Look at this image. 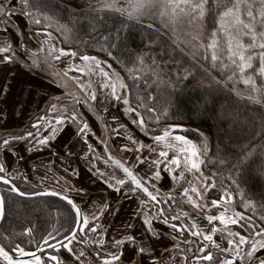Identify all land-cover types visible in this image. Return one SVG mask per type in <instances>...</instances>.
Returning <instances> with one entry per match:
<instances>
[{"label": "snow or ice", "instance_id": "obj_1", "mask_svg": "<svg viewBox=\"0 0 264 264\" xmlns=\"http://www.w3.org/2000/svg\"><path fill=\"white\" fill-rule=\"evenodd\" d=\"M213 7L216 9V27L211 31L208 42L203 41L202 33L197 30L188 34L190 40L181 43L186 47L190 45L187 54L213 83L228 89L246 105L264 110V0H211V4L210 0H89L86 11H73L69 23L64 24L50 12L43 0H0V32L5 35L15 34L16 37L15 47L10 39L0 45V54H3L0 55V67L20 66L28 70L38 68L47 62V57L42 60L39 55L46 50L54 62H61L62 57L67 58L69 63L61 71L53 73L54 77L59 78L57 83L63 77H68L70 72L89 77L99 75L102 80L98 88H93L91 79L81 82L77 75L70 78L85 92L88 100L102 103L97 94L100 91L110 104H122L123 112L130 117L131 124L137 126L143 136L151 141L146 143L127 136L132 147L127 144L121 146L122 151L140 153L135 159L137 164L148 166L144 176H139L132 167L111 155L105 163L111 161L115 164L122 170L123 177L114 171H102L88 156L93 151L92 144L88 143L92 129L86 120L79 118L80 114L75 110V104L81 103L77 96L72 97L74 104L71 109L50 102L46 114L32 125L35 131L18 135L7 133L0 138V151L19 160L23 157L15 149V143L25 142L28 145L25 151L29 153L51 149L58 132L65 127L75 126V135L87 149L83 152V158L92 165L88 171L102 178L103 183L114 192L125 195V198H129L127 194L130 192L139 200L140 207L133 215L135 218L142 216L141 225L144 228L142 235L126 231L118 238L110 237L101 219L105 214L114 216L118 208L113 209L108 201H103L99 206L93 202V211H83L66 192H57L47 187L43 191H36V185L31 183L27 174L18 173L16 169L10 170L7 162L0 159V183L8 186L9 193L22 198L49 195L60 197L70 206L72 215L67 228L63 224L59 227L53 225L51 231L45 230L39 238L34 226L25 227L20 233H0L9 244V247L0 244V264H66L61 250L69 254L67 260L71 264H122L126 246L132 253L127 264H168L156 252L155 244L150 243L165 237L171 245L162 246L171 264H264V196L256 201L241 189L239 179L253 165L257 166L259 175L264 177V152L257 153L255 145H251L246 146L245 151L234 161L227 159L219 147L215 156L211 155L209 140L204 132L186 128L181 123H167L173 112L179 111V105L183 102L181 96L184 83L193 72L187 67H181V61L171 58L164 60L163 57L169 55L165 48H161L158 54L138 52L129 56L127 61H121L113 51L126 45L127 37L121 33H126L136 23L143 25V21L156 16L164 27L175 25L182 17H187L189 22H201ZM15 16L23 17L29 26L28 31L40 38L37 40L38 47L30 48L29 41L19 38L24 32L14 22ZM114 17L119 18L120 26L107 36L101 35L93 43L107 57L124 66L127 78L114 69L107 71L106 68L112 69V64L96 55L72 48H58L56 37L50 30L55 24V31L62 36L63 43H79L78 22L82 21L95 32L105 27ZM115 23L113 20V25ZM143 26L149 33L156 32L152 23ZM172 31L175 33L174 27ZM148 40V47L157 45L151 35ZM83 44L87 47V42ZM201 48L204 50L202 55ZM173 64L176 67L165 72ZM52 66L49 63V67ZM212 71H218L221 78L213 76ZM5 79L7 81V77ZM241 84L243 89L237 87ZM63 86L68 87L67 81H63ZM12 88V83L0 84V95L3 96L0 103L9 100ZM103 89L108 91L104 93L101 91ZM164 92L168 100L161 109L157 106L156 96ZM36 95L38 93L30 86L19 84L12 96L15 106L13 110L16 107L23 110ZM55 99L59 101L60 98ZM88 100L83 103L87 104ZM104 111H108L107 107ZM5 116L4 109H0V119ZM119 127L124 128L125 125L120 124ZM40 129L45 130L43 134ZM112 130L115 132V129ZM193 131L198 133V140L181 134ZM256 136L264 137V122ZM145 149L147 155L143 154ZM209 164L219 167L206 174L205 169ZM225 165L227 176L221 171ZM72 171L78 175L74 169ZM164 178L169 180V189L161 195V188L156 182ZM17 179H21L32 190L21 189L15 183ZM224 180L230 181V184L225 185ZM138 191L147 199L136 196ZM234 192L239 194L238 204ZM177 194L180 199H177ZM5 204V196L0 194V221L6 219ZM184 204L190 205L195 214L185 211L182 207ZM238 206L243 211H238ZM157 223L162 227L158 228ZM133 228L132 223L127 225V229ZM16 236L22 239L16 242Z\"/></svg>", "mask_w": 264, "mask_h": 264}, {"label": "trees", "instance_id": "obj_2", "mask_svg": "<svg viewBox=\"0 0 264 264\" xmlns=\"http://www.w3.org/2000/svg\"><path fill=\"white\" fill-rule=\"evenodd\" d=\"M88 2L89 0H43V3L48 5L50 12L59 19L61 24L69 23V17L73 11H86ZM113 20L116 21L115 25H113ZM149 23L153 24L156 30L155 33L147 32L143 26ZM143 25L136 23L126 33H121V35L127 37L126 45H121V49L113 50L121 61H127L129 56H134L138 52L158 54L161 48H165L169 55H165L164 60L171 58L181 61V67H187L193 72V75L184 83V91L181 96L183 102L179 105V111H174L167 123H181L186 128L199 129L204 132L209 140L210 154L213 156L216 154L217 147L220 148L227 159L232 161L245 151L246 146L255 145L257 153L264 152V137L256 136L261 123L264 122V119H262L264 118V110L246 105L244 102L239 101L228 89L213 83L187 54L190 51V45L186 47L184 43H181V41L190 40L191 37L188 34L197 30L202 33L201 38L207 43L211 31L216 27V9L213 7L201 22H189L187 17H182L178 19L175 25L164 27L160 18L156 16L154 19L143 21ZM119 26V18L116 17L109 20L105 27L98 28L95 32L82 21L78 22L79 32L77 35L79 43L76 41L63 43L62 36L55 31V24L50 30L53 31V36L56 37L61 47L87 52L98 56L100 59H105L112 64V67L121 76L127 78L124 66L107 57L105 53L99 51L98 45L93 43L101 35L107 36L109 32H114V28ZM173 27L175 33L172 31ZM149 35L157 41L156 46L148 47ZM83 42H87V47H84ZM203 51V48H201V55ZM201 63H204V61L201 60ZM207 66L205 63V67ZM174 67L176 65H169L165 72H169L170 68ZM212 75L218 79L221 78L218 71H212ZM127 82L131 83L130 81ZM237 87L243 89L244 86L241 84ZM135 94L136 90H134L133 96ZM156 100L157 106L162 109L167 104V93L157 94ZM132 103L135 105V99L132 100ZM197 106H199V115H197ZM181 134H186L189 138L198 140L197 132ZM216 167H219V165L209 164L205 172L210 174V171ZM256 168L257 166L253 165L245 170L239 179L241 189L245 190L256 201H260L264 196V177L259 175ZM221 171L227 176V165L223 166ZM224 183L228 185L230 181L224 180ZM18 186L21 187L20 184ZM234 197L238 204L239 194L234 192ZM5 200L6 219L2 221L0 227V233L4 235L13 231L20 233L23 228L28 226H36V231L39 232L45 231L51 228L54 223L57 227L63 224L67 228L72 221L70 206L57 197L22 198L8 192L5 195ZM238 208L243 211L241 207L238 206ZM0 241L2 243L3 241L7 242L3 239V235H0Z\"/></svg>", "mask_w": 264, "mask_h": 264}, {"label": "crops", "instance_id": "obj_3", "mask_svg": "<svg viewBox=\"0 0 264 264\" xmlns=\"http://www.w3.org/2000/svg\"><path fill=\"white\" fill-rule=\"evenodd\" d=\"M0 27H2V25H0ZM24 30L26 31V27L24 28ZM11 35H5L4 33L0 32V45L9 40ZM9 69H11V72L9 71ZM6 77L7 81L5 79ZM5 82L12 83L13 88L12 92L9 95V100L5 103H0V109H4V112L6 113V116L0 119V131L15 130L18 128V125L20 123L24 122L26 119L29 120L30 117L32 118L33 113H42V111L48 105V103L46 102L48 93H51V95L52 93H54L49 92L50 89L47 88L49 83L51 85H54V83L53 80L46 78V73L42 71V65L35 70L33 68L31 70H28L26 67L22 68L20 66L0 67V84H3ZM21 83H23L26 87L30 86L38 93V95L33 98L32 103L29 106H27L23 110L16 107L14 111L13 108L15 106L12 102V96L15 95L17 86ZM62 83L63 82L61 80L60 85H56L57 91H62ZM46 88L47 91L45 92ZM2 99L3 96L0 95V100ZM36 122L37 120L32 122L29 129H25L24 132L35 131L32 128V125ZM91 126L92 128H94L93 123H91ZM40 131L41 134H43L45 130L40 129ZM127 136H133L136 139L144 141L146 143L151 142L143 135L116 134L113 136H105L100 134L96 137H89L90 142L88 143L92 144L93 151L90 152L88 156L93 159L96 166L99 167L102 171H114L116 175L123 177L122 170L119 169L111 161L105 163L107 159H104L101 156L100 150L97 149L98 147L101 149L100 142L104 141V148H108V150L112 154L115 153L113 155H116L117 157H120V159H123L130 167L133 168L136 174H138L139 176H144L148 166L146 164H137L135 159L136 155H140V153L121 150V146L125 144H127L129 147H132L131 142L126 139ZM27 146L28 145L23 141L14 144V147L17 150L18 154L23 157V159L19 160L17 159V157H14L7 152H2V155L11 166L10 170L16 169L18 173L29 175L31 173L30 164L32 160L34 161L35 158L42 156V163H44L45 161H52L54 169L53 172L48 174L49 176L44 175L45 179L43 180L46 183L48 182L50 183V185H53V189H56L58 191L63 192L69 189L72 198L77 202V204H79L83 211L91 212L94 210L93 202H95L96 206H99L103 201H108L113 206V209H119V211L114 216L105 214L101 219V222L108 229V235L110 237L118 238L120 235L125 234L126 231H130L140 235L144 233V228L141 225L142 216L140 218H135L133 215L136 212L137 208L140 207L139 200L133 197V194L130 192L127 194L129 198H125V195L121 193L114 192L113 189L108 188L107 185L103 183L102 178L97 175H93L92 172L88 171V169L91 168L92 165L87 162L86 158H83V152L87 150L86 146L83 144L82 140H80L75 134H70L66 129L63 128L60 132H58L56 140L52 142L51 149L46 148L43 151H34L31 153H27V151H25ZM53 152H55L56 155H52ZM143 154H148L146 149L144 150ZM73 169L76 171V173H78V175L73 174ZM156 183L157 186L161 188V190L164 189L166 191L169 189L168 178H164L162 181H157ZM76 189H83V191L78 192L76 191ZM136 196H138L139 198L147 199L144 194L139 191L137 192ZM186 208H184V210ZM190 210L191 209L189 208L188 211L192 213V211ZM193 214H195V212ZM129 223H132L134 225L133 229H127V225ZM157 227L161 228L162 226L157 223ZM150 243L155 244L156 252L160 254L161 258L164 261L168 262V264H171V262L169 261V255L165 252V249L162 246L167 244L170 247V240L165 237L160 241H151ZM181 246L183 247V245ZM78 247H84V245H78ZM124 252L125 254L122 264H127L128 258L132 255V253L130 248H128L127 246L125 247ZM61 255L66 258V264H68V262L70 261L67 260L68 254H66L65 251L61 250ZM177 259H179V257H177ZM136 260L137 262L139 261L138 256L136 257Z\"/></svg>", "mask_w": 264, "mask_h": 264}, {"label": "rangeland", "instance_id": "obj_4", "mask_svg": "<svg viewBox=\"0 0 264 264\" xmlns=\"http://www.w3.org/2000/svg\"><path fill=\"white\" fill-rule=\"evenodd\" d=\"M13 6H15V5H13ZM14 22L16 24H19L21 26V28H22V31L24 32V35L20 36L19 38L21 40L29 41L28 47H30V48L34 49V48L38 47L37 40L40 39V38H37V37L33 36L32 33L28 31V27L29 26L26 25L25 19L23 17H21V16H15L14 17ZM25 27H26V31L24 30ZM33 31H35V28H33ZM10 38H12V39H10ZM10 38L9 39L12 40V42H13V47H15V39H16L15 34L11 35ZM55 43H56V46L58 48L61 47L60 44L57 42V40H55ZM45 49H47V45L45 46ZM39 55H40V58L42 60L45 57H47V62L42 64V71H44V73H46V78L53 80V83H54V85H51L49 83L48 86H47V88L50 89L49 92H54V93H52V95H51V93L50 94L48 93V98H47L46 102L48 104L50 102L51 103H57L58 107L60 105H64V106H67L69 109H71V107H70L71 105H69V104H72L74 102L72 97L78 95L77 97L80 98L81 103L75 104L76 105L75 110H76L77 113L80 114L79 118H81L83 120H86L88 122L90 128L92 129V132L89 133V136H88V142H90V138L89 137H96V136H98L100 134L101 135H105V136L106 135L113 136V135H116V133H119L121 135H143L139 131L137 126L131 124L130 117L123 112L122 104H110L108 101H106L104 99V95H102L100 91H98L97 94H98L99 100L102 101V103L97 104L94 101L88 100V97L86 96L85 92L82 91L77 86V84L70 78L73 75H77V76L80 77L81 82L88 81L89 79H91L92 84H93V88H98L99 87V83L102 80V78L99 75H94V76L89 77V76L81 74V73L70 72L69 76L68 77H63V80H62V82L63 81H67L68 87L65 88L63 86V83H62V91H60V90L57 91L56 87L58 85H60L61 82H59V83L56 82L57 79H59V78L54 77L53 73L56 72V71H61L69 63V61L67 60V58H63L62 57L61 58V62H54V61H52L51 56H48L47 50L44 53H40ZM102 60H105V59H102ZM76 62L80 63L78 60ZM49 63H51L53 66L49 67ZM33 69L35 70L36 68H33ZM113 69L115 71H117L114 67H112V69H107L106 68V70L109 71V72H111ZM47 88L45 89V92L47 91ZM105 90L106 89H103L101 91L105 93ZM56 97L60 98L59 101H57L55 99ZM67 98H71V99L68 100ZM85 100H88L87 104L83 103V101H85ZM66 102L69 103V104H66ZM89 105L91 107H89ZM47 107H48V105H47ZM47 107L42 111V116H44L46 114ZM105 107H107V109H108L107 112L104 111ZM39 114H38V112L33 113L32 114V118L30 117L29 120L26 119L24 122L20 123L18 125V128L15 129V130L0 131V138L4 137L7 133H12V134H17V135L18 134H22L25 131V129H29V127L31 126V123L35 121L34 119L38 118L36 116L39 115ZM49 115H52V114L49 113ZM33 117H34V119H33ZM113 117H115L116 119H113ZM91 123L94 124V128H92ZM120 124L125 125V127L124 128H120L119 127ZM64 129H66L70 134H75V132H76L75 126L65 127ZM112 129H115V132ZM103 143H104V141L100 142V147H101L102 150L99 147L97 149L100 150L101 156L104 159H106L107 158L106 155H105L106 151H104V147H103L104 144ZM2 152H5V151H0V159H3V160L6 161V159L2 155ZM38 154H40V153H38ZM113 154H115V153H113ZM44 164L48 165V167L46 165H44ZM44 164H42V156H39V157L35 158L34 161L32 160V162L30 164L31 165V173H30L31 175L30 174L29 175L31 177L29 175L28 176H29V178L31 180V183L36 185V188H35L36 191L42 190V188H45V186L46 187H50V188L53 189V185H50V183H48V182L46 183L44 180H43V183L41 182L42 172H43V174H45L47 176L49 173L54 171L53 162L52 161H45ZM7 165L9 167H11L8 164V162H7ZM42 165H44V168L42 167ZM42 168H43V170H42ZM26 172H27V170H26ZM206 174H208V173H206ZM16 181L20 185L21 184L26 185L21 179H17ZM28 190L31 191L32 189L29 188ZM166 191L164 189H162L161 190V195H164V193ZM63 192H66L67 195L72 197L69 189L66 190V191H63ZM177 199H180L178 194H177ZM186 206H187L188 209L189 208L191 209L190 211H192V213L195 212V210H193L191 208V206L187 205V204L182 205L183 209L186 208ZM173 207H175V205H173ZM187 208L185 209L186 211H188ZM237 210L241 211L238 207H237ZM65 253L68 254L67 252H65ZM68 264H71V261H69Z\"/></svg>", "mask_w": 264, "mask_h": 264}, {"label": "flooded vegetation", "instance_id": "obj_5", "mask_svg": "<svg viewBox=\"0 0 264 264\" xmlns=\"http://www.w3.org/2000/svg\"><path fill=\"white\" fill-rule=\"evenodd\" d=\"M108 90L106 89L105 90V93L107 92ZM78 96V95H77ZM68 100H70L71 98H67ZM66 104H69V103H67L66 102ZM73 104H74V102L72 103V104H69V105H71L70 107L72 108V106H73ZM49 105V104H48ZM75 107H76V105H75ZM37 116H39V117H41L42 116V113H40L39 115H37ZM38 117V118H39ZM37 118V119H38ZM36 121V120H35ZM104 147V146H103ZM107 149V151H106V153H105V155H106V157L108 158V155H107V153L108 152H110L109 150H108V148H106ZM104 151H105V148H104ZM111 153V152H110ZM106 158V159H107ZM42 164H44V163H42ZM47 164V163H46ZM46 164H44V165H46ZM44 165H42V167L44 168ZM47 167H48V165H46ZM43 170V169H42ZM45 174H43V172H42V178H44L45 179V176H44ZM15 183L18 185L19 183L15 180ZM21 186V188L22 189H26V190H28L29 189V187L27 186V185H23V184H21L20 185ZM7 185H4L3 183H0V191H1V194H3L4 196L8 193V191H7ZM46 187V186H45ZM47 188H49V189H52V188H50V187H47ZM44 188H42V190H43ZM42 190H39V191H42ZM52 190H55V191H58V190H56V189H52ZM59 192H61V191H59ZM2 223V222H1ZM56 223H54L53 225H55ZM52 225V226H53ZM0 227H1V224H0ZM29 227V226H28ZM35 227V233H36V236H37V238H39V236H40V234L41 233H43L44 231H36V226H34ZM52 230V227L51 228H49L47 231H51ZM54 235H55V233H53ZM15 240H16V242H19L20 241V239H22L21 237H16V238H14ZM0 244H4V246L5 247H9V244H8V242H4L3 241V243L0 241Z\"/></svg>", "mask_w": 264, "mask_h": 264}, {"label": "water", "instance_id": "obj_6", "mask_svg": "<svg viewBox=\"0 0 264 264\" xmlns=\"http://www.w3.org/2000/svg\"><path fill=\"white\" fill-rule=\"evenodd\" d=\"M107 155L109 156V155H111L112 157H114L116 160H119V161H121L122 163H124L126 166H129L124 160H122V159H120L119 157H117L116 155H113L112 153H110V152H108L107 153ZM130 167V166H129ZM134 171V170H133ZM44 190V189H43ZM42 190V191H43ZM55 191V190H54ZM57 192H59V191H57ZM0 194H1V191H0ZM35 197H55V196H35ZM30 198H34V197H30ZM57 198H59L60 199V197H57ZM72 198V197H71ZM73 199V198H72ZM74 200V199H73ZM75 201V200H74ZM66 202V201H65ZM76 202V201H75ZM77 203V202H76ZM1 222L2 221H0V224H1Z\"/></svg>", "mask_w": 264, "mask_h": 264}]
</instances>
